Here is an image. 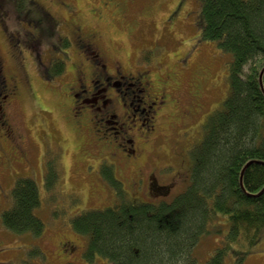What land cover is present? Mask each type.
Wrapping results in <instances>:
<instances>
[{
    "label": "rangeland",
    "instance_id": "1",
    "mask_svg": "<svg viewBox=\"0 0 264 264\" xmlns=\"http://www.w3.org/2000/svg\"><path fill=\"white\" fill-rule=\"evenodd\" d=\"M177 1L2 0L0 59L4 61L6 72L18 73L29 81L20 86L19 97L7 108L6 118L15 139L21 137L19 147H26L29 161L20 162L17 154H11V148L18 144L16 140L6 141L0 132V264L109 263L100 255L88 259L85 254L87 236L75 232L71 226L72 218L83 210L116 208L120 199L98 171L100 158L95 146L85 145L86 136H78L71 128V102L67 91L59 89L61 84L71 81V68L68 75L63 74L57 82L46 80L49 78L44 72L45 65L60 58L65 49L71 56V60L67 58L66 69L78 58L73 46L61 47V39L67 32L65 23H78L85 31L99 35L100 43L107 47L111 57L126 68L149 70L168 80V92L177 102L166 107L158 117L157 131L162 132L163 140L158 150L150 153L148 171H153L162 184L169 183L170 179L174 182L167 199L186 188L192 164L190 149L201 139V124L228 94L227 66L231 56L222 52L215 41L201 39L197 24L200 2L185 0L178 11L180 6L174 9ZM184 9L190 12L189 16L185 17ZM46 14L52 17V23L39 21ZM36 20L38 27L31 23ZM4 29L14 32V37L8 38ZM30 38H34L27 43L30 47L19 46ZM10 43L22 49L23 70L15 59L18 48L12 50ZM38 60L42 63H38L39 68L35 65ZM192 81L200 84L204 98L197 113L186 115L183 112H194L186 97ZM131 82L126 80L125 86L129 87ZM131 88L133 107L141 110L144 105L138 101V87ZM49 166L55 167L58 174L53 187L45 185ZM126 175L129 176V172L126 171ZM182 175L186 179H182ZM19 177H30L37 184L40 204L35 214L44 223L39 236L29 232L14 233L2 224L1 214L11 205L10 191ZM131 187L128 182L122 186L130 202H152L159 198L155 191L148 195L146 183L134 197L129 195L136 192ZM227 228L224 225L220 233L198 242L193 255L199 264H204L217 247L225 244L229 246L224 264H264V234L252 245L243 240L226 243ZM68 240L74 242L73 250V243L62 245Z\"/></svg>",
    "mask_w": 264,
    "mask_h": 264
},
{
    "label": "trees",
    "instance_id": "2",
    "mask_svg": "<svg viewBox=\"0 0 264 264\" xmlns=\"http://www.w3.org/2000/svg\"><path fill=\"white\" fill-rule=\"evenodd\" d=\"M198 1L201 39L215 41L231 56L228 94L201 124V139L190 149L189 183L172 199L130 202L113 166L102 169L120 203L83 210L72 218V229L88 238V259L100 255L111 264H199L195 246L224 225L226 243L243 240L252 245L264 234V70L263 88L259 84L264 0ZM64 70L65 62L56 58L44 72L50 79ZM45 176L48 187L57 183L55 167L49 166ZM10 197L2 224L14 233L39 236L44 223L35 214L40 204L36 182L17 178ZM228 246L217 247L204 264H224Z\"/></svg>",
    "mask_w": 264,
    "mask_h": 264
},
{
    "label": "flooded vegetation",
    "instance_id": "3",
    "mask_svg": "<svg viewBox=\"0 0 264 264\" xmlns=\"http://www.w3.org/2000/svg\"><path fill=\"white\" fill-rule=\"evenodd\" d=\"M184 1L178 0L174 9L177 8V5L180 7L176 10L179 11L180 8H183ZM184 15L187 17L190 12L185 11ZM42 19L43 23H52L50 21L52 17L49 14H46ZM31 23H35L36 27L39 25L37 20ZM64 25L67 29L64 34L65 47L73 46L78 58L75 63H69V67L65 68L64 72L46 80L57 82L63 74L68 75L71 68V81L64 85L61 84V88H59L67 91V98L71 102L69 106L71 128L78 136L82 134L86 136L85 145L95 146V151L100 158L97 163L98 171L102 178L104 177L102 169L112 165L115 179L122 186L128 182L132 186L131 188L136 191L132 195L129 193L130 196H136L140 186L146 183L148 195L151 194V191H155L156 197H159L155 201H150L151 203L167 198L172 191L174 182L170 179L169 183L162 184L155 177L154 172L148 170L151 161L150 153L158 150L163 140L162 132L157 131L158 117L166 107L170 108L177 102V99L168 92L169 87L166 85L168 80L159 78L157 74L153 75L149 70L141 72L139 68H133V70L126 68L120 61L111 57L107 47L100 43L99 35L92 31L90 33L85 31L84 26L78 25V23L74 25L65 23ZM3 32L8 38L15 35L14 32H9L6 29ZM31 40L34 41V38L24 40L19 46L26 48L27 43ZM16 41L18 42V40ZM10 47L12 50L18 48L14 47L13 43H10ZM20 50L19 48L16 50L15 59L17 66L23 70V57L20 55ZM70 57V52L65 49V52L60 56V59L65 62V67L67 58L71 60ZM3 62L0 59V132L6 141L16 140L15 143L18 144L11 148L10 153L17 154L20 162H28L27 149L19 147V142L22 139L20 136H16L15 139V132L7 122L6 111L18 99L22 83L28 84L29 81L18 73L6 72ZM38 63L41 65L42 63L39 60L35 62L39 68ZM126 80L132 81L129 84L130 88L125 86ZM192 83L186 97L192 103L194 112L182 111L186 115L197 113V107H200L204 98L200 84L193 81ZM133 86L138 87L137 91L140 95L138 101L144 105L141 110L133 107V89L131 88ZM99 97H101L100 100ZM137 122L138 128H136ZM126 171L129 172V176L126 175ZM181 177L184 178L183 175ZM105 182L107 183V181ZM145 197L150 198L147 195ZM70 243H73L71 248L73 250L75 244L72 240L62 242V245Z\"/></svg>",
    "mask_w": 264,
    "mask_h": 264
},
{
    "label": "water",
    "instance_id": "4",
    "mask_svg": "<svg viewBox=\"0 0 264 264\" xmlns=\"http://www.w3.org/2000/svg\"><path fill=\"white\" fill-rule=\"evenodd\" d=\"M263 70H264V67L262 68V70H261V72H260V74H259V84H260V87H261V88H263V87H262V81L260 80V79H261V75H262ZM240 184H242L241 176H240ZM241 186H242V185H241Z\"/></svg>",
    "mask_w": 264,
    "mask_h": 264
}]
</instances>
